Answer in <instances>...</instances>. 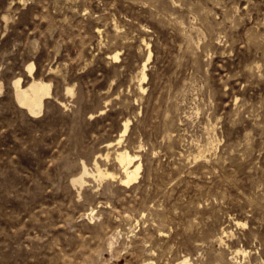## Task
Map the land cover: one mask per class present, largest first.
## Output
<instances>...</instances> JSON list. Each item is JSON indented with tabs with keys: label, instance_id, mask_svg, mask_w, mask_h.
<instances>
[{
	"label": "rangeland",
	"instance_id": "374dc122",
	"mask_svg": "<svg viewBox=\"0 0 264 264\" xmlns=\"http://www.w3.org/2000/svg\"><path fill=\"white\" fill-rule=\"evenodd\" d=\"M184 259L264 264V0H0V264Z\"/></svg>",
	"mask_w": 264,
	"mask_h": 264
},
{
	"label": "bare ground",
	"instance_id": "6f19581e",
	"mask_svg": "<svg viewBox=\"0 0 264 264\" xmlns=\"http://www.w3.org/2000/svg\"><path fill=\"white\" fill-rule=\"evenodd\" d=\"M150 56H151V49L148 50V56H147L148 59L150 58ZM113 57L118 58V53L117 52L114 53ZM34 68H35V64L34 62L31 61L27 65V69L31 73L33 72ZM145 69H146V63L144 62L141 68V77L139 78L140 81L147 78V73ZM138 74L140 75V73H137V76ZM51 87H52L51 82L45 81V79L42 80V79L32 78L26 85H22L20 78H17L14 81L16 101L21 107L25 108L30 115L32 116L40 115V113L43 110L44 99L50 97L52 94ZM141 88L143 90L145 89V87L143 86ZM67 91L72 93L73 89L71 87H67ZM130 123L131 120L129 118L125 119V121L123 122V128L121 130L120 137L118 138L117 142H120L123 135L127 133V131L130 128ZM106 156H108V154H106ZM97 158L94 161L96 172H90L89 169L87 168L86 163L83 162V171L80 175L75 176L72 179L73 183L83 184L85 181L84 174L87 173H91L95 177H99V178H102L106 175L113 176L112 172L103 170L100 167ZM116 159L118 160L121 170L124 173L123 174L124 176L123 177L121 176L120 179L121 183H129L131 181L137 180L141 168V162L138 161L137 163H135L134 161L138 159V154L130 153L126 149H121V150H117ZM93 210L94 209L92 208V211ZM182 263L189 264L186 259H184Z\"/></svg>",
	"mask_w": 264,
	"mask_h": 264
}]
</instances>
